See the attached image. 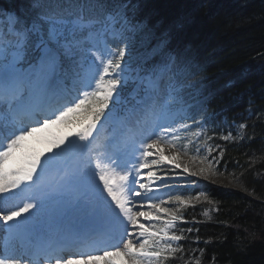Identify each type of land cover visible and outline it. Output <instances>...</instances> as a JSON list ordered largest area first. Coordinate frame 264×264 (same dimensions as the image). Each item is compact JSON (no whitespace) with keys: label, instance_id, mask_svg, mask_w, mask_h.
<instances>
[{"label":"snow or ice","instance_id":"obj_1","mask_svg":"<svg viewBox=\"0 0 264 264\" xmlns=\"http://www.w3.org/2000/svg\"><path fill=\"white\" fill-rule=\"evenodd\" d=\"M136 8L130 0H30L19 13L0 8V264H117L116 258L122 264H165L185 256L184 264H201L196 252L202 256L203 249L186 252L180 244L185 230L178 234L177 223L186 222L180 209L207 195H172L168 173L158 174L165 162L180 158L179 152L166 156L165 146L182 150L193 142L182 135L191 126L179 122L175 108L191 86L185 83L189 63L167 51L165 34L151 49L159 59L130 67L129 42L148 27L136 19ZM30 50L39 52L34 61L27 59ZM66 67L71 77L56 87L55 77L67 75ZM129 85L135 104L122 110ZM110 119L119 131L102 136L103 121ZM77 120L86 126L76 139L53 131ZM33 142L49 147L40 151ZM179 168L175 164L172 171ZM53 175V183L85 181L75 200L107 221L103 238L85 242L43 218Z\"/></svg>","mask_w":264,"mask_h":264},{"label":"trees","instance_id":"obj_2","mask_svg":"<svg viewBox=\"0 0 264 264\" xmlns=\"http://www.w3.org/2000/svg\"><path fill=\"white\" fill-rule=\"evenodd\" d=\"M130 2L137 5L136 19L154 28V44L167 34V50L184 57L192 72L191 61L198 62V69L207 75L199 99L212 113L214 140L220 139L225 122L235 120L248 107L255 112L264 109V0ZM29 4L30 0H0V8L18 13ZM253 123L249 124L254 133L249 145L258 146L264 123ZM235 146L226 145L222 163L233 162ZM257 184L260 198L213 188L212 196L219 203L215 219L195 222L189 207L186 222L177 224L178 232L185 230L182 247L200 246L204 250L201 264H264V174ZM186 259H168L165 264H184Z\"/></svg>","mask_w":264,"mask_h":264},{"label":"rangeland","instance_id":"obj_3","mask_svg":"<svg viewBox=\"0 0 264 264\" xmlns=\"http://www.w3.org/2000/svg\"><path fill=\"white\" fill-rule=\"evenodd\" d=\"M154 33V28L148 26L145 33L135 35L129 42L126 60L133 70L144 67L146 64H151L159 59V57H152L151 53V49L156 45L153 43L155 38ZM115 46L116 45L113 44V47ZM68 64L69 62L65 61V65L67 66ZM190 67H192L195 72L189 69V73L185 78V83L191 86L185 87L186 89L179 94L180 98L175 104L178 115L183 117L179 122L188 123L191 126L185 133H182V135L187 136L193 142L187 144L186 148L182 150L177 149L178 152L182 154L183 158L188 159V161L187 163L185 162L184 165L175 160H173L171 164L165 162L158 174L163 175V173L167 172V176L164 177L165 180L178 179L175 182H167L172 186V195L179 194L186 197H195L201 192L207 195V200L201 197L199 201L195 199L191 201L195 207L191 208L190 212L193 214V217H195L194 221L197 222L198 219H215L219 210V203L214 199L211 193L212 189L215 187L234 189L247 196L260 198L257 182L264 174V170L261 167L262 164L264 165V136L259 138L258 146L249 145V140L251 136L254 135L253 130H251L253 126L250 128L249 124L253 122H255V124H257V122L264 123V109L255 112L252 106L248 107L243 114L239 115L235 120L225 122V128L222 130L220 139L218 141L214 140L210 133V129L212 128L210 127L212 113L210 109L203 104V101L199 99L201 98L200 95H202V90L205 88L207 75L204 74L202 70L198 69V62L196 61H191ZM66 73L67 75L65 72H60L58 73L59 76L55 78H60L61 80L70 78L72 74L71 68L66 67ZM131 75H135V71H133ZM122 107L123 105L121 108ZM193 121H196V123H193ZM103 123L107 129L112 126L111 122L107 123V121H103ZM109 124H111V126ZM241 125H246V127H241ZM74 126H86V123H80L79 120H77L68 126L60 125L58 128L64 127L65 129H71ZM194 132L200 133L198 138L192 135ZM229 135L230 138L228 140L223 139V137ZM182 143H186V141H182ZM228 144L236 145L237 156L231 163L229 161L222 163L225 148ZM175 164H180L181 168L172 171ZM184 167H188L191 170L189 173H195V175H193L195 178L184 179V176L188 175L183 172ZM202 167L207 170L200 173L199 169ZM81 182H83L85 187V181L81 180ZM158 182L159 181L156 183ZM164 191L163 189L160 191L161 198L167 199V196L164 195ZM70 193L65 197V200H67ZM73 194L76 195V193ZM72 200L73 197L70 198L69 202ZM166 206L170 208L179 207L174 204ZM188 209L189 207L180 209L184 219L187 216L185 211ZM205 212H208V215H204ZM46 218L49 219L51 217L47 216ZM146 226L148 225L146 224ZM187 248V252L202 249L200 246L194 244H190ZM196 256L199 257L200 260L203 257L200 255L199 251L196 252ZM116 259L118 261L117 264H122L120 258Z\"/></svg>","mask_w":264,"mask_h":264},{"label":"bare ground","instance_id":"obj_4","mask_svg":"<svg viewBox=\"0 0 264 264\" xmlns=\"http://www.w3.org/2000/svg\"><path fill=\"white\" fill-rule=\"evenodd\" d=\"M57 76H59V74H57ZM114 124L119 125L116 120H114ZM83 127H85V126H80V127L74 126L71 129H65L64 127H62V128L56 127L53 129V131H56L59 134L71 133L72 135L70 136V139H76L75 133L80 131ZM100 132H101L102 136L106 134V130L104 128ZM33 143H34V146L40 151H45L49 147V145H46L44 143H39V142H33ZM177 152H178L177 149H173V148H169V147L165 146V155L166 156H169L171 158ZM46 154H49V153H46ZM179 157L180 158L175 160V161L180 162L182 165H184L185 162L187 163L188 159L183 158L181 153H179ZM74 164H75V161H70L67 164L68 169L71 170L73 168ZM189 171H191V170L189 169ZM187 174H188L187 176H184V179L185 178L186 179L195 178V176H193L191 173L188 172ZM47 179L49 180V182L51 184L49 192H51V190H53L54 188H62L65 186L69 190H71L70 192H75L77 195L78 191H82L84 189V187L80 183L74 184L73 182H71L70 186L65 185V183H63V184L58 183V182L53 183L52 181H54V179H55L54 175L48 177ZM176 180H178V179H176V178L175 179H168V180H166V182H170V181L175 182ZM76 181H78V179ZM66 191H68V190H66ZM65 192H63L62 194H64ZM69 193H67L65 195V197ZM65 197H60L59 200H55V197L47 198L46 203H45V208H44V211L42 214L43 218L45 220L55 221L56 224L62 230H64L65 226L70 224V220L73 221V219L76 218L77 221L83 222V221H85V219L89 215V212L85 209V207L83 206L82 203L78 204L75 199L71 203H67V200H65ZM47 216H50L51 218L48 219V218H46ZM142 222H144V218H142ZM101 223H102V226L108 227L107 221L102 219ZM95 255H99V253L98 254L95 253ZM98 264H107V261H99Z\"/></svg>","mask_w":264,"mask_h":264},{"label":"water","instance_id":"obj_5","mask_svg":"<svg viewBox=\"0 0 264 264\" xmlns=\"http://www.w3.org/2000/svg\"><path fill=\"white\" fill-rule=\"evenodd\" d=\"M92 220H95V222H93L94 224L98 223V221H99V216H95L94 218H92Z\"/></svg>","mask_w":264,"mask_h":264}]
</instances>
